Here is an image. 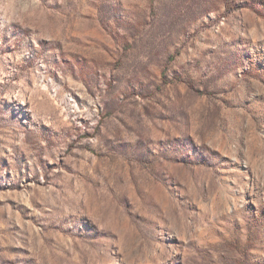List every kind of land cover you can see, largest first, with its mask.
Returning a JSON list of instances; mask_svg holds the SVG:
<instances>
[{
	"label": "rangeland",
	"instance_id": "374dc122",
	"mask_svg": "<svg viewBox=\"0 0 264 264\" xmlns=\"http://www.w3.org/2000/svg\"><path fill=\"white\" fill-rule=\"evenodd\" d=\"M0 264H264V0H0Z\"/></svg>",
	"mask_w": 264,
	"mask_h": 264
}]
</instances>
